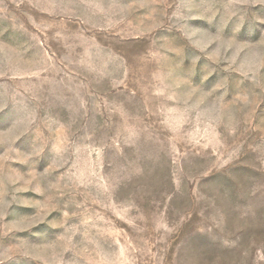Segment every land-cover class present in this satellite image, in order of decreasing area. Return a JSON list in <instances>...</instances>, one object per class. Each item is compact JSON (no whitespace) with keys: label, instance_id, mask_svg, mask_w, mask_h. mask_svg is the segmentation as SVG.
Here are the masks:
<instances>
[{"label":"rangeland","instance_id":"374dc122","mask_svg":"<svg viewBox=\"0 0 264 264\" xmlns=\"http://www.w3.org/2000/svg\"><path fill=\"white\" fill-rule=\"evenodd\" d=\"M0 264H264V0H0Z\"/></svg>","mask_w":264,"mask_h":264}]
</instances>
